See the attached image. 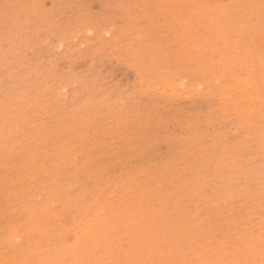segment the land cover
I'll use <instances>...</instances> for the list:
<instances>
[{
	"label": "rangeland",
	"instance_id": "374dc122",
	"mask_svg": "<svg viewBox=\"0 0 264 264\" xmlns=\"http://www.w3.org/2000/svg\"><path fill=\"white\" fill-rule=\"evenodd\" d=\"M263 7L264 0H0V238L17 226L24 252L36 243L71 245L74 225L89 218L96 230L80 240V264H264ZM246 77L261 100L224 101L222 91ZM28 209L38 226L47 221L42 232L50 222L46 230L59 236L30 235ZM3 239L0 260L14 252Z\"/></svg>",
	"mask_w": 264,
	"mask_h": 264
},
{
	"label": "bare ground",
	"instance_id": "6f19581e",
	"mask_svg": "<svg viewBox=\"0 0 264 264\" xmlns=\"http://www.w3.org/2000/svg\"><path fill=\"white\" fill-rule=\"evenodd\" d=\"M124 1H126V0H124ZM131 1V0H130ZM160 1V0H159ZM175 1V0H174ZM145 2V1H144ZM179 2V1H178ZM206 2V1H205ZM204 2V3H205ZM228 2V1H227ZM231 2V1H230ZM229 2V3H230ZM244 2V1H243ZM127 3V2H126ZM132 3V2H131ZM44 4V3H43ZM133 4V3H132ZM107 5V4H106ZM150 5V4H149ZM221 5V4H220ZM229 5V4H228ZM127 6H128V4H127ZM137 6V5H136ZM231 6V5H230ZM126 7V6H125ZM138 7V6H137ZM156 7V6H155ZM129 8V7H128ZM131 8V7H130ZM129 8V9H130ZM202 8V7H201ZM264 8V7H263ZM138 9V8H137ZM131 10V9H130ZM196 10V9H195ZM203 10V9H202ZM128 11V10H127ZM148 11V10H147ZM150 11V10H149ZM206 11V10H205ZM215 11V10H214ZM257 11V10H256ZM259 11V10H258ZM94 12V11H93ZM197 12V11H196ZM244 12V11H243ZM198 13V12H197ZM234 13V12H233ZM134 14V13H133ZM202 14V19H203V16L205 15V17L204 18H207L208 17V13H201ZM262 14V13H261ZM116 15V14H115ZM216 14H214V16H215ZM227 15V14H226ZM111 17V16H110ZM184 17V16H183ZM133 18V17H132ZM210 18V17H209ZM163 19V18H162ZM172 19V18H171ZM198 19V18H197ZM212 19H213V17H212ZM236 19H237V17H236ZM131 20V19H130ZM129 20V21H130ZM134 20V19H133ZM137 20H139V19H137ZM184 20V19H183ZM169 21V20H168ZM173 21V20H172ZM197 21V20H196ZM198 21H199V19H198ZM246 23V22H245ZM148 24V23H147ZM161 24V23H160ZM217 24V23H216ZM251 24V23H250ZM184 25V24H183ZM213 25V24H212ZM223 25H225V24H223ZM44 26V25H43ZM115 26V25H114ZM130 26H131V24H130ZM158 26H160V25H158ZM194 26V25H193ZM211 26V25H210ZM219 26V25H218ZM256 26V25H255ZM264 26V25H263ZM129 27V26H128ZM127 27V29H129ZM138 28V27H137ZM150 28V27H149ZM188 28V27H187ZM125 29V28H124ZM169 29V28H168ZM22 30V29H21ZM142 30V29H141ZM147 30V29H146ZM177 31V30H176ZM209 31V30H208ZM235 31V30H234ZM240 31V30H239ZM155 32V31H154ZM194 32V31H193ZM234 33V32H233ZM87 35V34H86ZM105 35V34H104ZM182 35V34H181ZM236 36V35H235ZM245 36V35H244ZM188 38H190V37H188ZM200 38V37H199ZM259 38V37H258ZM95 40V39H94ZM188 40V39H187ZM213 40V39H212ZM121 41V40H120ZM181 41V40H180ZM119 42V41H118ZM187 42V41H186ZM71 43V42H70ZM229 43V42H228ZM227 43V44H228ZM198 44V43H197ZM263 44V43H262ZM73 45V44H72ZM221 45V44H220ZM233 45H234V43H233ZM130 46V45H129ZM264 46V45H263ZM93 47V46H92ZM138 48V47H137ZM98 50V49H97ZM133 50V49H132ZM131 50V51H132ZM203 50V49H202ZM206 50V49H205ZM103 51V50H102ZM201 51V50H200ZM209 51H210V49H209ZM207 52V51H206ZM240 52V51H239ZM46 53V52H45ZM89 53V52H88ZM98 53V52H97ZM211 53V52H210ZM235 53V52H234ZM261 53V52H260ZM67 54V53H66ZM100 54V53H99ZM202 54V53H201ZM204 54V53H203ZM209 54V53H208ZM207 54V55H208ZM256 54V53H255ZM71 55V54H70ZM85 55V54H84ZM87 55V54H86ZM104 55H106V54H104ZM263 55V54H262ZM74 56V55H73ZM107 56V55H106ZM237 56V55H236ZM95 57H98V56H95ZM102 57V56H101ZM238 57V56H237ZM29 58V57H28ZM69 57H67V59H68ZM71 58V57H70ZM69 58V59H70ZM79 58V57H78ZM99 58V57H98ZM116 58H117V56H116ZM139 58V57H138ZM26 59V58H25ZM68 59V60H69ZM74 59V58H73ZM103 59V58H102ZM137 59V58H136ZM225 59V58H224ZM263 59V58H262ZM29 60V59H28ZM42 61H43V59H41ZM46 60V59H45ZM77 60V59H76ZM138 60V59H137ZM137 60H135V61H137ZM51 61H52V59H51ZM54 61V60H53ZM60 61V60H59ZM100 61H101V59H100ZM139 61H141L140 63H142V60H139ZM138 61V62H139ZM27 62V61H26ZM39 62V61H38ZM46 62V61H45ZM45 62H43V63H45ZM57 62H58V60H57ZM228 62H229V60H228ZM227 62V63H228ZM54 63H55V61H54ZM54 63H51V65L52 64H54ZM59 63V62H58ZM100 63H102V62H100ZM32 64V63H31ZM41 64V63H40ZM57 64V63H56ZM73 64V63H72ZM219 64V63H218ZM217 64V65H218ZM33 65V64H32ZM104 65V64H103ZM102 65V66H103ZM145 65H146V63H145ZM145 65H144V67H145ZM150 64H148V66H149ZM38 66H39V64H38ZM105 66V65H104ZM109 66V65H108ZM131 66H133V65H131ZM136 66V64L133 66V67H135ZM141 66V65H140ZM147 66V65H146ZM142 67V66H141ZM150 67V66H149ZM39 68V67H38ZM137 69H138V67H136ZM135 68V69H136ZM140 68V67H139ZM143 68V67H142ZM54 67H53V71H54ZM99 69V68H98ZM217 69V68H216ZM220 69V68H219ZM257 69V68H256ZM150 71H151V69H149ZM69 71V70H68ZM72 71V70H71ZM95 71V70H94ZM136 71V70H135ZM143 71H145V70H143ZM150 71H148V69L146 70V72H150ZM259 71V70H258ZM11 72V71H10ZM14 72V71H13ZM55 72V71H54ZM80 72V71H79ZM152 72H153V70H152ZM151 72V73H152ZM259 72H261V71H259ZM56 73V72H55ZM84 73H86V72H84ZM95 73V72H94ZM138 74L140 73V71L139 72H137ZM154 73V72H153ZM255 73V72H254ZM264 73V72H263ZM76 74V73H75ZM144 74V73H143ZM7 75H9V74H7ZM16 75V74H15ZM14 75V76H15ZM52 75V74H51ZM55 75V74H54ZM142 75V73L140 74V76ZM155 75H157V74H155ZM253 75H256V74H253ZM252 75V76H253ZM121 76V75H120ZM119 76V77H120ZM143 76V75H142ZM174 76V75H173ZM197 76V75H196ZM260 77H261V75H259ZM258 76V77H259ZM91 77V76H90ZM139 76H137V78H138ZM258 77H257V79H258ZM106 78V77H105ZM207 78V77H206ZM254 78V77H253ZM256 78V77H255ZM10 79V78H9ZM8 79V80H9ZM12 79V78H11ZM18 79V78H17ZM139 79H141V78H139ZM164 79H166L165 77H164ZM210 79V78H209ZM209 79H208V82H209ZM227 79V78H226ZM239 79V78H238ZM7 80V81H8ZM105 80V79H104ZM141 80H143V79H141ZM157 80V79H156ZM81 81V80H80ZM259 81V80H258ZM207 82V83H208ZM255 82H257L256 80H255ZM262 82V81H261ZM11 83V82H10ZM210 83V82H209ZM212 83V82H211ZM222 83V82H221ZM172 84V83H171ZM254 82H253V80H252V78H249V77H246L245 79H243V80H237V81H235L232 85H231V87L230 88H226L225 90L226 91H222V95H223V98H224V101H226V102H229V101H236V104L237 105H240L241 103L243 104L244 103V105H246V107H248V106H252L253 105V102L255 101L254 99H258V100H261L260 99V95H259V93L257 92V91H253V89H255V87H253L254 85ZM37 85V84H36ZM96 85V84H95ZM205 85V84H204ZM237 85H240V86H242V89H241V95H240V97H239V95H238V97L236 96H234V88H235V86H237ZM0 86H2V85H0ZM168 86V85H167ZM172 86V85H171ZM200 86V85H199ZM258 86V85H257ZM262 87H264V86H262ZM88 88V87H87ZM175 88V87H174ZM208 89V88H207ZM4 90H6V88L4 89ZM8 90V89H7ZM92 90V89H91ZM162 90H163V88H162ZM174 90H176V89H174ZM1 91H2V89H1ZM67 91V90H66ZM173 91V90H172ZM4 92V91H3ZM2 92V93H3ZM86 92V91H85ZM226 92H228V94H226L225 95V93ZM65 93V92H64ZM209 93V92H208ZM12 94V93H11ZM25 94V93H24ZM190 94V93H189ZM21 95V94H20ZM216 95V94H215ZM182 96H184V95H182ZM188 96V95H187ZM213 96V95H212ZM1 97H3V96H1ZM74 97V96H73ZM186 97V96H185ZM4 98V97H3ZM62 98V97H61ZM66 98V97H65ZM75 100V99H74ZM4 101V100H3ZM76 101V100H75ZM103 101V100H102ZM95 102V101H94ZM112 102V101H111ZM12 103V102H11ZM93 103V102H92ZM98 103V102H97ZM74 104V103H73ZM87 104H88V102H87ZM112 104V103H111ZM264 104V103H263ZM171 106V105H170ZM177 106V105H176ZM1 107H4V106H1ZM8 107V106H7ZM231 107V106H230ZM241 107H244L243 105L241 106ZM166 108V107H165ZM239 108V107H238ZM198 109V108H197ZM178 110V109H177ZM263 110V109H262ZM261 110V111H262ZM264 111V110H263ZM1 113V112H0ZM14 113V112H13ZM19 113H21V112H19ZM105 113V112H104ZM10 116H12L11 115V111H10ZM242 114V113H241ZM81 115V114H80ZM223 115V114H222ZM2 116V115H1ZM6 116H8L7 114H6ZM9 116V117H10ZM91 116V115H90ZM96 116V115H95ZM108 116H110V115H108ZM235 116V115H234ZM3 117H5V116H3ZM53 118V117H52ZM152 118V117H151ZM150 118V119H151ZM154 118V117H153ZM161 118V117H160ZM150 119H149V121H150ZM4 121L5 122V119H0V121ZM7 120H8V118H7ZM90 120H92L91 118H90ZM95 120V119H94ZM93 120V121H94ZM182 121V120H181ZM4 122H3V124H4ZM8 122V121H7ZM9 122H10V120H9ZM17 122V121H16ZM98 122V121H97ZM151 122V121H150ZM243 122V121H242ZM46 123V122H45ZM93 123V122H92ZM1 124H2V122H1ZM2 124V125H3ZM9 124V123H8ZM98 124V123H97ZM244 124V123H243ZM95 125H96V123H95ZM156 125V124H155ZM170 125V124H169ZM10 126V125H9ZM98 126H99V124H98ZM175 126V125H174ZM224 126V125H223ZM5 127V126H4ZM84 127V126H83ZM6 128V127H5ZM102 128V127H101ZM257 130V129H256ZM102 133V132H101ZM84 135V134H83ZM102 135V134H101ZM105 135V134H104ZM6 137V136H5ZM7 137H8V134H7ZM106 137V136H105ZM104 136H103V138H105ZM101 138V137H100ZM130 138V137H129ZM160 138V137H159ZM102 139V138H101ZM103 140V139H102ZM96 143V142H95ZM99 144H100V142H98ZM78 147V146H77ZM81 148V147H80ZM83 149V148H82ZM92 150V149H91ZM101 150V149H100ZM170 152V151H169ZM76 155V154H75ZM91 156V155H90ZM30 157V156H29ZM75 157H78V155L77 156H75ZM26 158V157H25ZM263 158V157H262ZM66 159V158H65ZM162 159V158H161ZM29 160H30V158H29ZM66 160H69V159H66ZM65 160V161H66ZM156 160H158V159H156ZM26 161H27V159H26ZM33 162V161H32ZM68 162V161H67ZM1 163V162H0ZM66 163V162H65ZM9 164V163H8ZM7 164V165H8ZM31 165H33L32 163H30ZM91 164V163H90ZM4 166H6V164L4 165ZM12 166V165H11ZM90 166V165H89ZM6 167H9V165L8 166H6ZM21 167V166H20ZM25 167H27L26 165H25ZM35 167V166H34ZM63 167V166H62ZM61 167V168H62ZM67 167V166H66ZM83 167V166H82ZM206 167V166H205ZM3 168H5V167H3ZM64 168H65V165H64ZM71 168V167H70ZM18 167H17V171H18ZM20 169H22V167L20 168ZM20 169H19V171H20ZM3 170V169H2ZM10 170V169H9ZM13 170V169H12ZM66 170V169H65ZM77 170H79V166H78V168H77ZM5 171V170H4ZM3 171V172H4ZM38 171V170H37ZM6 172H8V171H6ZM12 172V171H11ZM78 172V171H77ZM5 173V172H4ZM49 173V172H48ZM62 173H63V170H62ZM66 173V172H65ZM6 174V173H5ZM14 175H15V173H13ZM13 174H11V175H13ZM25 174H27V173H25ZM18 175H20V173L18 174ZM37 175V174H36ZM6 176H8V175H6ZM23 177H24V175H22ZM44 176V175H43ZM43 176H41V177H43ZM46 176H48V175H46ZM91 177V176H90ZM112 177V176H111ZM7 177H5V179H6ZM21 178V177H20ZM35 178V177H34ZM33 178V179H34ZM48 178H49V176H48ZM29 179V178H28ZM28 179H26V180H28ZM51 179H53V178H50L49 180H51ZM99 179V178H98ZM8 180V179H7ZM31 180V179H30ZM22 181H23V179H22ZM34 181V180H33ZM23 182H25V181H23ZM23 182H21V184L23 183ZM28 182H30V181H28ZM4 183V182H3ZM15 183H17V182H15ZM14 183V184H15ZM59 183L60 182H58V185H59ZM62 183V182H61ZM68 183V185H70L69 184V182H67ZM91 183V182H90ZM94 183H97V182H94ZM124 183V182H123ZM5 184V183H4ZM13 184V183H12ZM29 184H31V183H29ZM52 184H53V182H52ZM78 184V183H77ZM82 184V183H81ZM115 184V183H114ZM113 184V185H114ZM50 185V184H49ZM48 185V186H49ZM93 185V184H92ZM96 185V184H95ZM98 185H100L99 184V182H98ZM117 185V184H116ZM11 186V185H10ZM9 186V187H10ZM45 186V185H44ZM43 186V187H44ZM52 186V185H51ZM56 186V185H55ZM104 186V185H103ZM172 186V185H171ZM30 187V186H29ZM70 187V186H69ZM68 187V188H69ZM73 187H74V185H73ZM73 187H71V188H73ZM168 187V186H167ZM46 188V187H45ZM44 188V189H45ZM49 188H50V190L52 189L50 186H49ZM70 188V189H71ZM86 188H87V185H86ZM103 188V187H102ZM112 188V187H111ZM252 188V187H251ZM23 189V188H22ZM47 189V188H46ZM82 189H83V187H82ZM176 189V188H175ZM19 190H20V188H19ZM60 190V189H59ZM85 190V189H84ZM118 191H119V189H117ZM160 190V189H159ZM26 191H28V190H26ZM44 191V190H43ZM42 191V192H43ZM114 191V190H113ZM183 191V190H182ZM181 191V192H182ZM21 192L23 193V191L21 190ZM20 192V193H21ZM36 192V191H35ZM61 192V191H60ZM67 192V191H66ZM86 192V191H85ZM88 192H90V191H88ZM88 192H86V193H88ZM101 192V191H100ZM179 192V191H178ZM17 193V192H16ZM19 192H18V194H20ZM29 193V192H28ZM37 194H39V191L38 192H36ZM81 193H82V190H81ZM30 194V193H29ZM75 194V193H74ZM73 194V195H74ZM101 194V193H100ZM184 194V193H183ZM217 193H215L214 194V196L216 195ZM46 195H48V193L46 194ZM68 195V194H67ZM80 195V194H79ZM112 194H110V196H111ZM121 195V194H120ZM170 195V194H169ZM168 195V196H169ZM220 195V194H219ZM11 196V195H10ZM13 196H16V195H13ZM19 196V195H18ZM17 196V197H18ZM22 196V195H21ZM37 196V195H36ZM35 196V197H36ZM42 196V195H41ZM212 196H213V194H212ZM25 197H27V192H26V194H25ZM83 197V196H82ZM94 197H96V196H94ZM94 197H92V198H94ZM146 197V196H145ZM8 198H10V197H8ZM29 198V197H28ZM27 198V199H28ZM48 198V197H47ZM113 198V197H112ZM111 198V199H112ZM130 198V197H129ZM13 199V198H12ZM22 199H23V197H22ZM25 199V198H24ZM1 200V199H0ZM13 200H15V198L13 199ZM138 200V199H137ZM9 201V200H8ZM34 201L36 202V200L34 199ZM82 201V200H81ZM209 201V200H208ZM230 201V200H229ZM47 202V201H46ZM67 202V201H66ZM70 202V201H69ZM78 202V201H77ZM76 202V203H77ZM143 202V201H142ZM145 202V201H144ZM218 202V201H217ZM221 202H223V200L222 201H220V203ZM9 203H11V201L9 202ZM8 203V204H9ZM22 203H25V200L24 201H22ZM29 203V202H28ZM158 203V202H157ZM213 203V202H212ZM211 203V204H212ZM230 203V202H229ZM45 204V203H44ZM49 203H47L46 204V207H47V205H48ZM67 204H68V202H67ZM85 204H86V202H85ZM89 204V203H88ZM95 205H96V203H94ZM138 204V203H137ZM145 204V203H144ZM159 204V203H158ZM216 204V203H215ZM228 204V203H227ZM4 205H5V203H4ZM24 205V204H23ZM26 205H28V204H26L25 203V205L24 206H26ZM30 205V204H29ZM52 205V204H51ZM220 205V204H219ZM1 206H2V204H1ZM0 206V207H1ZM227 206V205H226ZM4 207V206H3ZM14 207V206H13ZM21 207H23V206H21ZM50 207V206H49ZM77 207V206H76ZM75 207V208H76ZM88 207V206H87ZM25 208H27V207H25ZM29 208V207H28ZM48 208V207H47ZM202 208V207H201ZM37 209H38V207H37ZM49 210H50V208H48ZM63 209V208H62ZM99 209V208H98ZM97 209V210H98ZM101 209V208H100ZM176 209V208H175ZM203 209V208H202ZM205 209V208H204ZM207 209V208H206ZM260 209V208H259ZM11 210V209H10ZM14 210V209H13ZM29 210V211H28ZM28 210H26L27 211V214H28V217H27V220H28V225H30L29 227H27V228H29V231H32L31 232V234L30 235H32V233L34 232V233H37L38 235H40L41 237H45L44 238V240L45 239H52V237L54 236H57L58 235V233H55V231H54V233L55 234H57V235H53L52 236V234L53 233H50L49 231H47L46 230V228H49L50 227V225H52V223H50L49 222V227H46L44 230L46 231V233H43L44 232V230H43V232L40 230V228H39V226L41 225V226H43L42 228H44V226H45V223L47 222V221H45V223L43 224V222H41L42 224H40L39 226H38V223H37V221H36V218L34 217V214L32 213V211H30V209H28ZM39 210H40V208H39ZM47 210V209H46ZM96 210V209H95ZM120 210V209H119ZM3 211V210H2ZM21 211H23V210H21ZM54 211H56V210H54ZM54 211H52V212H54ZM59 211H61V210H59ZM73 211H74V209H73ZM98 211H101V210H98ZM189 211H190V209H189ZM14 212V211H13ZM17 212V211H16ZM29 212V213H28ZM36 212V211H35ZM40 212V211H39ZM48 212V211H47ZM46 212V213H47ZM52 212L50 211V216H51V214H52ZM57 212V214H58V211H56ZM65 212V211H64ZM64 212H62V213H64ZM81 212H82V210H81ZM91 212V211H90ZM191 212V211H190ZM189 212V213H190ZM199 212V211H198ZM6 213V212H5ZM18 213H19V211H18ZM104 213V212H103ZM170 213V212H169ZM196 213H197V210H196ZM223 213V212H222ZM221 213V214H222ZM20 214V213H19ZM18 214V216H20ZM55 214V213H54ZM65 214V213H64ZM83 214V213H82ZM81 214V215H82ZM94 215H97V214H99V212H94L93 213ZM172 214V213H171ZM184 214V213H183ZM188 214V213H187ZM192 214V213H191ZM198 214V213H197ZM196 214V215H197ZM203 213H201L200 215H202ZM208 214V213H207ZM24 215V214H23ZM76 216H78L77 214H75ZM146 215V214H145ZM186 215V214H185ZM195 215V216H196ZM226 215V214H225ZM46 216V215H45ZM49 215H48V217H46V218H49L50 217ZM53 216V215H52ZM56 216V215H55ZM59 216V215H58ZM57 216V217H58ZM75 216V217H76ZM80 216V215H79ZM199 216V215H198ZM197 216V217H198ZM12 217V216H11ZM26 217V216H25ZM41 217V216H40ZM85 217V216H84ZM99 216H97V218H98ZM182 217H184V216H182ZM196 217V218H197ZM206 217V216H205ZM205 217H204V215H203V219H205ZM209 217V216H208ZM38 218V217H37ZM86 218V217H85ZM95 218V217H94ZM185 218V217H184ZM201 218V217H200ZM199 218V219H200ZM207 218V217H206ZM16 219V218H15ZM26 219V218H25ZM25 219H23L22 221L24 222V220ZM56 219V218H55ZM60 219V218H59ZM91 219H92V217H91ZM202 219V220H203ZM208 219V218H207ZM58 220V219H57ZM80 220V219H79ZM84 220V219H83ZM86 220V219H85ZM187 220V219H186ZM20 221V220H19ZM56 221V220H55ZM92 220H89V218H87V220L86 221H84V224L83 225H81L80 227H78V225H74V226H76L77 228H79L78 230H77V228H76V230H75V228H74V230L76 231L75 232V239H73L74 240V242L71 244V245H66V243H65V245H61V244H59V246H57L56 245V247L54 248V247H52L53 249H44V248H42L43 246H42V244L41 245H39V244H34V243H32V242H30V243H32V244H34L31 248H30V250H28L27 252H24V250H22L16 243H15V240L20 236V232H19V227H17L16 225H19V224H16L15 226L16 227H10L11 229L9 230V234L7 235V237H6V235H5V237L6 238H4V237H1L2 239H3V241H5L6 243H8V244H10L11 246H12V250L11 251H13L14 250V252H13V254L12 255H10V256H4V255H7L6 253H3V256H4V259L2 258V260H0L1 261V264H18L19 262H18V259L20 258V257H24V259L20 262V264H33L34 262H37V264H57L58 262H59V260H60V257H62V256H64L65 254H69V253H71V255H73V257H72V260L69 262V263H67V264H80V262H78V260L80 259L77 255H78V250H79V246H80V240H81V238L82 237H89L88 235L91 233V232H94L96 229H93L92 227H93V225L91 226V224H90V222H91ZM180 221V220H179ZM184 221V220H183ZM189 221V220H188ZM228 220H226V222H227ZM13 222V221H12ZM12 222H11V224H12ZM21 222V221H20ZM20 222H17V223H20ZM62 222H65V221H62ZM69 222V221H68ZM97 222V221H96ZM192 222V221H191ZM190 221H189V223H191ZM225 222V221H224ZM58 223V222H57ZM74 223V222H73ZM95 223V222H94ZM182 223V222H181ZM9 224V223H8ZM10 224V225H11ZM47 224V223H46ZM59 224H61V223H59ZM69 224V223H68ZM127 224V223H126ZM149 224V223H148ZM192 224V223H191ZM13 225V224H12ZM27 225V226H28ZM95 225V224H94ZM7 226V225H6ZM9 226V225H8ZM46 226H48V225H46ZM186 226V225H185ZM191 226H193V225H191ZM187 227V226H186ZM7 228V227H6ZM5 228V229H6ZM65 228H67V227H65ZM24 229H26V228H24ZM50 229V228H49ZM195 229H197V228H195ZM8 230V229H7ZM27 231H25L24 230V232L25 233H27V232H29L28 231V229H26ZM61 230V227H60V229H59V231ZM174 230V229H173ZM192 229H190V231H191ZM204 230V229H203ZM208 229L206 228L204 231H202V235H205L204 234V232H206ZM62 231V230H61ZM185 232H187V231H185ZM184 232V233H185ZM190 233V232H189ZM199 233H201V232H199ZM194 233H193V231H192V235H193ZM22 235V234H21ZM159 235V234H158ZM182 235V234H181ZM189 235H191V234H189ZM196 235V234H195ZM195 235H193L194 237H195ZM28 236V235H27ZM52 236V237H51ZM59 236V235H58ZM73 236V235H72ZM157 236V235H156ZM200 236V235H199ZM206 236H208V234L206 235ZM209 236H210V233H209ZM214 236V235H213ZM53 237V238H54ZM186 237H188V236H186ZM190 237V236H189ZM211 237V236H210ZM1 238H0V242L2 241L1 240ZM58 238V237H57ZM73 238H74V236H73ZM164 238V237H163ZM200 238V237H199ZM205 238V237H204ZM19 239H20V237H19ZM83 239V238H82ZM87 239V238H86ZM194 239V238H193ZM193 239L191 240L192 242H193V244L197 241V240H194L193 241ZM196 239V238H195ZM201 239V238H200ZM199 239V240H200ZM206 239V238H205ZM30 240V239H29ZM32 240V239H31ZM38 241H39V239H37ZM72 240V241H73ZM149 240V239H148ZM189 240V241H190ZM35 241H36V239H35ZM46 241V240H45ZM146 241V240H145ZM182 241V240H181ZM180 242V241H179ZM185 243H186V239H185V241H184ZM187 242H188V240H187ZM208 243L210 242V241H207ZM3 243V242H2ZM1 243V244H2ZM40 243V242H39ZM204 243V242H203ZM190 244H192V243H190ZM206 244V242L204 243V245L203 246H206L205 245ZM196 245H198L197 244V242H196ZM3 246V245H2ZM42 246V247H41ZM53 246V245H52ZM182 246V245H181ZM188 246H189V243H188ZM200 245H198V247H199ZM180 247V246H179ZM178 247V248H179ZM184 247H187L186 245H184ZM191 247V246H190ZM194 247H195V245H194ZM211 247V246H210ZM2 248V247H1ZM0 248V249H1ZM4 248V247H3ZM2 248V249H3ZM197 248V247H196ZM195 248V249H196ZM200 248V247H199ZM199 248H197V249H199ZM190 249V248H189ZM192 249H193V246H192ZM204 249V248H203ZM150 250V249H149ZM180 250H181V247H180ZM188 250V249H187ZM182 251H184L183 249H182ZM182 251H180V252H182ZM189 251V250H188ZM198 251V250H197ZM69 252V253H68ZM90 252V251H89ZM177 252V251H176ZM176 252H175V254H176ZM184 252H186V251H184ZM183 252V253H184ZM142 253V252H141ZM178 253V252H177ZM83 254V253H82ZM91 254V253H90ZM89 254V255H90ZM185 254V253H184ZM183 254V255H184ZM2 255V254H1ZM161 255V254H160ZM180 255H182V254H180ZM187 255V254H186ZM176 256V255H175ZM175 256H173V257H175ZM185 256V255H184ZM183 256V258H185ZM189 256H192V255H189ZM177 257H179V255L177 256ZM148 258V257H147ZM168 258H169V256H168ZM192 258H194V257H192ZM192 258H190V259H192ZM170 259H172V258H170ZM189 259V258H188ZM189 259V260H190ZM90 260V259H89ZM165 260H168L167 258L166 259H164V261ZM174 260V259H173ZM179 260H182L183 261V259H181V256H180V259ZM186 261H187V259H185ZM93 261V260H92ZM178 260H176V262H177ZM192 261V260H191ZM188 261V264H192V262H194V261ZM162 262V261H161ZM170 262V261H169ZM180 262V261H179ZM189 262H191V263H189ZM89 263V262H88ZM146 263V262H145ZM171 263H172V261H171ZM182 263V262H181ZM180 263V264H181ZM185 263H187V262H185ZM65 264V263H64ZM177 264V263H176ZM179 264V263H178Z\"/></svg>",
	"mask_w": 264,
	"mask_h": 264
}]
</instances>
